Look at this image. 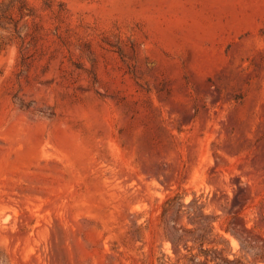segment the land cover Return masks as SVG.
Returning <instances> with one entry per match:
<instances>
[{
  "label": "rangeland",
  "instance_id": "obj_1",
  "mask_svg": "<svg viewBox=\"0 0 264 264\" xmlns=\"http://www.w3.org/2000/svg\"><path fill=\"white\" fill-rule=\"evenodd\" d=\"M191 253L264 264V0H0V264Z\"/></svg>",
  "mask_w": 264,
  "mask_h": 264
},
{
  "label": "trees",
  "instance_id": "obj_2",
  "mask_svg": "<svg viewBox=\"0 0 264 264\" xmlns=\"http://www.w3.org/2000/svg\"><path fill=\"white\" fill-rule=\"evenodd\" d=\"M173 200V198H168L165 202L169 203ZM199 256V253H191L189 257L187 258L186 264H199L198 262H195V259Z\"/></svg>",
  "mask_w": 264,
  "mask_h": 264
}]
</instances>
